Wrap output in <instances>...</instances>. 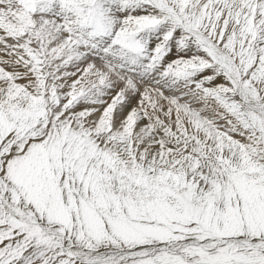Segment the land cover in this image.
<instances>
[{
  "label": "snow or ice",
  "instance_id": "1",
  "mask_svg": "<svg viewBox=\"0 0 264 264\" xmlns=\"http://www.w3.org/2000/svg\"><path fill=\"white\" fill-rule=\"evenodd\" d=\"M0 264H264V0H0Z\"/></svg>",
  "mask_w": 264,
  "mask_h": 264
}]
</instances>
